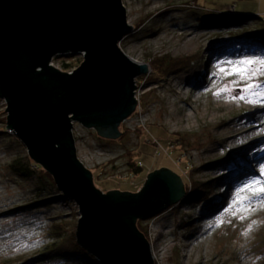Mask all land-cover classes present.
Returning a JSON list of instances; mask_svg holds the SVG:
<instances>
[{"label": "rangeland", "instance_id": "1", "mask_svg": "<svg viewBox=\"0 0 264 264\" xmlns=\"http://www.w3.org/2000/svg\"><path fill=\"white\" fill-rule=\"evenodd\" d=\"M123 3L135 31L121 41L120 47L131 58L149 65L150 72L136 79L137 108L119 127L123 132L120 138H102L95 130L76 123L78 157L93 173L96 188L105 194L113 190L139 192L148 175L161 168L192 185L222 182L224 186L211 192L220 191L215 197L217 203L203 213L199 212L202 203L183 199L141 221L155 264H264V204L254 203L250 211H228L236 190L259 178L264 168V106L233 99L243 94L241 88L248 81L213 75L218 64L227 68L229 61L264 60V52L257 48L233 46L236 41L230 34L251 32L259 26L198 28L191 16L200 13L199 8L213 14L263 16L264 0ZM185 59L194 65L181 69ZM158 60L177 62V71L156 73L158 63H167ZM82 62V56L69 55L56 57L51 65L71 72ZM63 63L73 67L66 69ZM197 70L200 82L187 83ZM253 82L264 83V74ZM225 86L233 90L214 95ZM6 109L5 100L0 98V264H76L44 257L53 243V227L62 225L68 230L73 225L77 229L79 209L73 201L61 198L50 204L38 203L63 194L42 179L37 166H33L30 178L13 172L11 165L16 159L30 156L22 141L7 129ZM245 152L249 155L238 157ZM133 159L143 167L139 175H133L128 166Z\"/></svg>", "mask_w": 264, "mask_h": 264}, {"label": "water", "instance_id": "2", "mask_svg": "<svg viewBox=\"0 0 264 264\" xmlns=\"http://www.w3.org/2000/svg\"><path fill=\"white\" fill-rule=\"evenodd\" d=\"M134 31L123 0H0V98L7 104V129L76 204L77 242L101 264H155L137 223L187 195L182 177L167 168L150 173L139 192L105 194L78 157L75 123L118 139L119 127L137 108L136 79L150 68L120 47ZM69 55L83 57L77 69L51 65Z\"/></svg>", "mask_w": 264, "mask_h": 264}, {"label": "trees", "instance_id": "3", "mask_svg": "<svg viewBox=\"0 0 264 264\" xmlns=\"http://www.w3.org/2000/svg\"><path fill=\"white\" fill-rule=\"evenodd\" d=\"M199 9L201 10L200 13L191 14V16L194 17L193 19L196 21L195 26L198 28H202V27H207L209 29L227 28L234 30L239 27H243L244 25H250V24L258 25L259 28L251 32H245V31L242 33L231 32L230 34L233 37L234 41H236L233 46L248 45L264 52V15L259 16L256 14H246L245 15L246 17H240L239 14L236 12L234 14H228V12L213 14L210 12L202 11L201 8ZM158 61L163 63L167 62V63H165L164 65L158 63L157 67L154 68L156 70V73L160 71L162 75L163 74L168 75L170 73L172 74L173 71H177L176 68L177 66H175L177 62L175 63V61L173 60H169V61L158 60ZM193 65H194L193 61H191L190 59H185L184 64L180 66H182L181 69L183 68L189 69L190 68L189 66H193ZM63 66L66 69H70L73 67L71 63H63ZM199 76H200V72L199 70H197L195 73H192L188 77L186 82L189 84H197L200 82ZM2 132H6V131L3 130ZM246 152L239 155L238 157L244 158L245 156L249 155ZM213 164L216 165L217 163H213ZM33 166H37L36 168H38L39 172L41 173L42 179L49 182L50 184L49 186L57 190V186L54 178L43 167L32 161L30 157H27L26 160L16 159L12 163L11 168L17 176L30 178L31 176L34 175L33 174L34 171L32 169ZM128 166L130 167V170L133 173V175H139L143 171V167L140 166L138 161H136L135 159L131 160ZM207 166L210 167V165ZM182 179L187 190V195L185 196L184 200L186 202H192L194 204L202 203V205L199 206V212L201 213H203L206 210V208L212 206V204L214 205L215 203H217L216 202L217 198L215 197L219 195L220 191H218L217 194L211 192L217 188L220 189L221 186H224L222 182H218V181H215L214 183L211 184L210 183L208 184L207 182L205 183L195 182L194 185H192V183L189 184L190 182L187 183L183 177ZM56 198H61L63 201H68V199H66L64 196L60 195V197H47L46 199L41 200L38 203L39 204L42 203L43 205L50 204L57 201ZM137 227L141 233L146 235L144 226L142 225L141 221H138ZM75 229L76 226L73 225H71L70 228H68V230L63 228L62 225L58 227H53L52 229L53 233L51 235L53 237V243L49 247H47V252L44 254V257L46 256V260L52 259V260H61L65 262L72 261L73 263L75 262L76 264H101V262H99L94 256L89 254L85 249H83L78 244L76 239Z\"/></svg>", "mask_w": 264, "mask_h": 264}, {"label": "snow or ice", "instance_id": "4", "mask_svg": "<svg viewBox=\"0 0 264 264\" xmlns=\"http://www.w3.org/2000/svg\"><path fill=\"white\" fill-rule=\"evenodd\" d=\"M230 67H223L217 65V72L213 73L215 76H220L223 74L222 78L229 76H238L240 81H248L242 88V95L234 96L233 99L246 100V102L253 105L264 106V83L253 82L254 78H258L260 74H264V60L254 61V60H240L238 62H228ZM253 65H258L253 67ZM236 84L237 81H232ZM233 89L225 86L219 89L214 95H221L222 93L231 92ZM251 193V196L247 193ZM254 203L264 204V168L260 169V177L252 178L246 183L242 184L235 192L231 207L228 211H232L235 208L236 212L250 211ZM239 205V207H237ZM235 214V213H233ZM244 217H241L243 219ZM248 231H251V226H249ZM245 235L248 233L245 232Z\"/></svg>", "mask_w": 264, "mask_h": 264}, {"label": "built area", "instance_id": "5", "mask_svg": "<svg viewBox=\"0 0 264 264\" xmlns=\"http://www.w3.org/2000/svg\"><path fill=\"white\" fill-rule=\"evenodd\" d=\"M127 120V119H126ZM77 130H76V123L74 124V129H73V133H74V136L77 135ZM80 159V158H79ZM82 162V161H81ZM84 164V163H83ZM86 167V166H85Z\"/></svg>", "mask_w": 264, "mask_h": 264}, {"label": "bare ground", "instance_id": "6", "mask_svg": "<svg viewBox=\"0 0 264 264\" xmlns=\"http://www.w3.org/2000/svg\"><path fill=\"white\" fill-rule=\"evenodd\" d=\"M136 63H138V64H143V63H140L139 61H137V60H135V59H133Z\"/></svg>", "mask_w": 264, "mask_h": 264}]
</instances>
